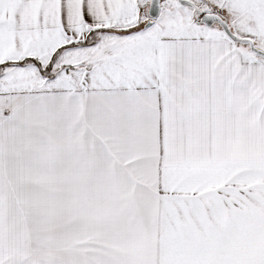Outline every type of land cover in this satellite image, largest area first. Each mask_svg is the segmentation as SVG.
Returning <instances> with one entry per match:
<instances>
[{"label": "snow or ice", "instance_id": "1", "mask_svg": "<svg viewBox=\"0 0 264 264\" xmlns=\"http://www.w3.org/2000/svg\"><path fill=\"white\" fill-rule=\"evenodd\" d=\"M0 264H264V0H0Z\"/></svg>", "mask_w": 264, "mask_h": 264}]
</instances>
